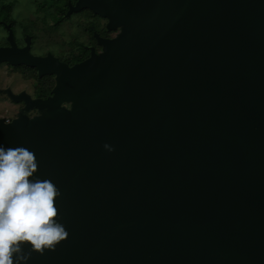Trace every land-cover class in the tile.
Returning <instances> with one entry per match:
<instances>
[{
	"label": "water",
	"instance_id": "water-1",
	"mask_svg": "<svg viewBox=\"0 0 264 264\" xmlns=\"http://www.w3.org/2000/svg\"><path fill=\"white\" fill-rule=\"evenodd\" d=\"M120 32L55 75L0 146L33 151L68 238L27 264H264V0H77ZM46 63L49 69L45 70ZM114 151L108 152L103 145ZM30 248L25 246L24 252Z\"/></svg>",
	"mask_w": 264,
	"mask_h": 264
},
{
	"label": "flooded vegetation",
	"instance_id": "flooded-vegetation-1",
	"mask_svg": "<svg viewBox=\"0 0 264 264\" xmlns=\"http://www.w3.org/2000/svg\"><path fill=\"white\" fill-rule=\"evenodd\" d=\"M76 2L77 0H25L21 3L18 0H0V49L11 47L8 40L11 34L15 45L13 49L17 54L22 55L21 51L27 48V52L32 57L52 58L48 61L49 63L57 60L60 64L73 67L88 59L92 51L97 55L100 54L102 47L98 44V38L102 40L113 39V33L116 30H108L107 19L94 15L87 9L69 13ZM78 16L80 20H85L84 27H81V24H75ZM67 22L74 25L69 26L70 31L73 32L76 29L72 37H76L75 34L78 35L81 30L79 38L85 36L86 40L84 42L79 39L77 41H66L63 38L57 40L54 37V34L60 32V27ZM40 32L44 35V38H41ZM49 63H46L45 70L49 69ZM0 66L7 67L18 77L29 81L32 85L31 93L21 90L13 94L7 89L5 94L11 103L20 107L22 113L31 118L38 116L40 112L37 109L25 110V103L23 101H13L10 95L24 94L31 101L45 100L52 95L55 75H42L39 77L36 68L25 65L12 66L5 62L1 63ZM5 122L9 123L11 121Z\"/></svg>",
	"mask_w": 264,
	"mask_h": 264
},
{
	"label": "clouds",
	"instance_id": "clouds-1",
	"mask_svg": "<svg viewBox=\"0 0 264 264\" xmlns=\"http://www.w3.org/2000/svg\"><path fill=\"white\" fill-rule=\"evenodd\" d=\"M38 167L28 148L0 146V264H27L31 253L54 252L68 238L58 222L61 192L50 179H33Z\"/></svg>",
	"mask_w": 264,
	"mask_h": 264
},
{
	"label": "rangeland",
	"instance_id": "rangeland-1",
	"mask_svg": "<svg viewBox=\"0 0 264 264\" xmlns=\"http://www.w3.org/2000/svg\"><path fill=\"white\" fill-rule=\"evenodd\" d=\"M18 2L23 3L25 2V0H18ZM79 18L80 17L78 16L75 24H81V27H84L85 20L83 19L80 20ZM69 26H74V25H71L68 22L65 23L62 27H60V32H58V34H54V37L57 40H61L63 38L66 41H72V40L77 41L79 39L80 41L84 42L86 40L85 36L79 38L81 30L79 31L78 35L75 34L76 37H72V34H74L76 29L72 32L69 30ZM119 32L120 29H118V31L117 30L114 31L113 37L118 35ZM39 34L41 38H44V35L41 32ZM7 89L10 90L13 94L21 90L27 93H31L32 85L29 83V81H25L24 78L15 75L10 69H7V67L0 66V119L3 120L4 122L13 121L17 119L20 115H24L27 118H31L30 116H27L26 114L22 113L18 105H14L13 103L10 102V99H8L7 95L5 94V91Z\"/></svg>",
	"mask_w": 264,
	"mask_h": 264
},
{
	"label": "trees",
	"instance_id": "trees-1",
	"mask_svg": "<svg viewBox=\"0 0 264 264\" xmlns=\"http://www.w3.org/2000/svg\"><path fill=\"white\" fill-rule=\"evenodd\" d=\"M0 12H1V10H0Z\"/></svg>",
	"mask_w": 264,
	"mask_h": 264
}]
</instances>
